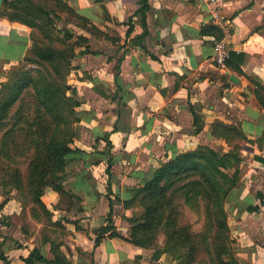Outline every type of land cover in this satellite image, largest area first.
Here are the masks:
<instances>
[{
    "label": "crops",
    "instance_id": "crops-1",
    "mask_svg": "<svg viewBox=\"0 0 264 264\" xmlns=\"http://www.w3.org/2000/svg\"><path fill=\"white\" fill-rule=\"evenodd\" d=\"M64 1L97 31L77 32L87 43L75 51L72 69L80 151L71 155L63 185L79 198V207L72 221H62L63 238L42 243L43 256L52 261L56 251L67 264H170L166 255L154 260L152 251L125 239L129 219L139 213L125 204L166 159L198 145L226 149L209 133L219 120L247 137L239 182L225 203L235 259L230 264H264V109L252 82L264 86V0H147L142 15L141 0ZM214 8L229 28L230 52L242 55L241 63L231 58L227 71L214 65L216 38L203 32L214 24ZM31 33L0 14V85L31 49ZM191 109L204 119L199 134ZM57 198L49 190L43 202L49 208ZM20 206L16 195L10 197L0 217L19 213ZM109 212L121 237L105 234L96 244ZM16 241L23 246H14ZM0 245L10 264H24L37 246L2 224Z\"/></svg>",
    "mask_w": 264,
    "mask_h": 264
},
{
    "label": "trees",
    "instance_id": "trees-1",
    "mask_svg": "<svg viewBox=\"0 0 264 264\" xmlns=\"http://www.w3.org/2000/svg\"><path fill=\"white\" fill-rule=\"evenodd\" d=\"M45 2L43 5L34 0H4L0 12L10 21L33 30L31 49L0 85V189L4 195L0 207L16 194L31 203L34 217L61 226L65 218L53 220L54 213L41 198L50 188L70 204L72 200H79L63 185L70 157L80 151L75 146L79 102L74 88L68 84L67 74L76 56L74 45H84L87 39L77 35L76 41L69 44L73 36L66 31L65 38L60 40L63 46H54V16L61 12L79 21L80 28L90 32L97 29L88 25L64 0ZM147 8V0H141L138 13L144 14ZM34 30L46 42H38ZM203 32L216 39L223 37L215 24L207 25ZM87 52L88 48L84 50ZM231 58L242 62L241 54L230 53L227 66ZM252 82L253 92L264 109V86ZM191 113L193 132L199 134L204 128V119L192 109ZM209 133L224 141L227 148L198 145L166 159L149 179L132 190V197L125 204L140 209L129 219L125 239L134 247L152 251L154 260L165 254L178 260V264H204L205 258H208L207 264L235 262L225 203L228 193L239 182L241 143L247 137L238 126L219 120L210 124ZM106 170L110 171L109 166ZM187 211L202 218L201 231H193ZM106 221L98 230L96 244L105 234L121 237L113 226L111 212ZM159 236L164 237L163 246L159 245ZM48 241V238L43 240ZM54 254L52 261L47 260L40 247L35 246L22 261L24 264H67L56 251ZM0 264H10L1 245Z\"/></svg>",
    "mask_w": 264,
    "mask_h": 264
},
{
    "label": "rangeland",
    "instance_id": "rangeland-1",
    "mask_svg": "<svg viewBox=\"0 0 264 264\" xmlns=\"http://www.w3.org/2000/svg\"><path fill=\"white\" fill-rule=\"evenodd\" d=\"M34 1L39 3V4H43V5L46 3L45 0H34ZM45 7H49L48 4H46ZM54 24H55V27H54L55 31L53 32V37L55 40L52 42V44L54 46H58V47L63 46L62 42L60 40H62V38L63 39L65 38L66 31H68V33H70L73 36L72 40H69V42H70L69 44H73L74 41H76V39H77L76 38L77 32L82 29V28H80L81 23L79 21L75 20L73 17H67L66 14L61 13V12L57 13L56 16H54ZM34 35L37 37L38 42H46L45 40L44 41L42 40L41 36L38 34V32L36 30H34ZM81 46H83V44H81ZM74 48H75V51L79 50V46L74 45ZM75 60H76V56L74 57V59H72L71 67H70V70L67 74L68 84H70L72 88L75 87L74 82L72 80L76 79V77H77V74L72 72L73 67L76 66V64L74 63ZM19 65L20 64H17V65L15 64V65L10 66L8 68L7 74L14 67H19ZM32 67H34V66H32ZM4 77H5V79L3 82L7 81L8 75H6ZM75 89L76 88H74V95L76 96ZM212 145H214V144H212ZM214 146H215L214 148H216V149H220V150L225 149L224 147L216 145V144ZM24 170H25V168L23 167L22 171L24 172ZM49 190H51V189L50 188L46 189L44 195L41 198L42 201H47L45 199V195L47 194V191H49ZM0 195L2 197L0 200V203H1L4 199L2 189H0ZM5 197H7V196H5ZM11 197H13V196H11ZM57 197L58 198L56 200V203L54 205L49 206V208H48L54 213L53 220H57L58 218L65 216L64 217L65 222L68 223L69 221H72L69 218L74 215V213L72 211H75V210L77 211V209L79 207V200L78 201L76 199L74 201L72 200V203L70 204L69 202H67L66 198L60 199L58 194H57ZM19 201L21 203L19 213H17V214L13 213L11 215H2L0 217V224L4 225L6 228H8L9 231H11V233H13L15 230L18 229L19 234L21 235L22 239L25 240L27 245L34 244V245H37V247H41L43 240H45L47 238L49 240L58 241L65 236L66 231L64 229L62 222H61V226L60 225L54 226L51 224H47V222H43L40 218L38 219L31 214L32 206H31L30 202H28L27 200L26 201L21 200L20 198H19ZM135 207H138V206H135ZM187 217H188V221H190L193 224V226H192L193 231L199 232L202 230L203 223H202L201 217L197 216L196 214H194L192 212H188V211H187ZM158 241H159V245L163 246L164 237L159 236ZM19 245L23 246V244H19L18 241H16L14 244V246H19ZM162 256H165V254H163ZM167 257H169L168 258L169 261H167V263H170V264H178L179 263L178 260L174 261L172 256H167ZM165 259H167L166 256H165ZM207 260H208V258L204 259V261H203L204 264H207Z\"/></svg>",
    "mask_w": 264,
    "mask_h": 264
},
{
    "label": "built area",
    "instance_id": "built-area-1",
    "mask_svg": "<svg viewBox=\"0 0 264 264\" xmlns=\"http://www.w3.org/2000/svg\"><path fill=\"white\" fill-rule=\"evenodd\" d=\"M213 23L220 26L223 30V37L221 39H216L214 42V51L212 60L214 65L221 71H227V61L230 58V49L228 47L227 41L230 37L229 28L223 23L220 17V11L218 8H214L212 11Z\"/></svg>",
    "mask_w": 264,
    "mask_h": 264
},
{
    "label": "water",
    "instance_id": "water-1",
    "mask_svg": "<svg viewBox=\"0 0 264 264\" xmlns=\"http://www.w3.org/2000/svg\"><path fill=\"white\" fill-rule=\"evenodd\" d=\"M3 1H4V0H0V9H1L2 6H3ZM230 81H231L232 83H237V81H236V79H235L234 76H231V77H230Z\"/></svg>",
    "mask_w": 264,
    "mask_h": 264
}]
</instances>
